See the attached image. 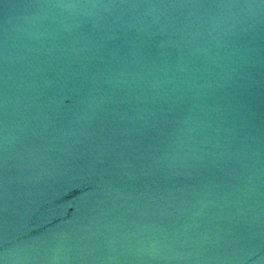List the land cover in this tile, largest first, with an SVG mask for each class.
<instances>
[{
    "label": "water",
    "instance_id": "obj_1",
    "mask_svg": "<svg viewBox=\"0 0 264 264\" xmlns=\"http://www.w3.org/2000/svg\"><path fill=\"white\" fill-rule=\"evenodd\" d=\"M0 264H264V0H0Z\"/></svg>",
    "mask_w": 264,
    "mask_h": 264
}]
</instances>
